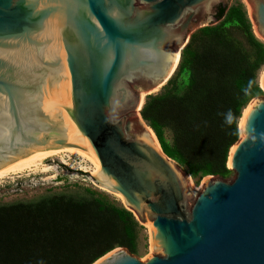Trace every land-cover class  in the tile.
I'll use <instances>...</instances> for the list:
<instances>
[{"label":"water","instance_id":"95a60500","mask_svg":"<svg viewBox=\"0 0 264 264\" xmlns=\"http://www.w3.org/2000/svg\"><path fill=\"white\" fill-rule=\"evenodd\" d=\"M248 2L264 40V0ZM220 7L223 0H0V170L56 150L86 152L92 179L150 229L145 258L118 248L93 264H264V98L250 101L238 127L232 179L207 176L197 188L140 116L175 73L190 30L218 22Z\"/></svg>","mask_w":264,"mask_h":264},{"label":"trees","instance_id":"16d2710c","mask_svg":"<svg viewBox=\"0 0 264 264\" xmlns=\"http://www.w3.org/2000/svg\"><path fill=\"white\" fill-rule=\"evenodd\" d=\"M217 21L190 39L173 77L159 94L146 97L140 111L163 154L197 179L229 178L238 121L262 95L264 43L246 13L220 7ZM141 229L130 212L89 190L2 205L0 264H93L114 250L110 241L118 235L116 245L138 257Z\"/></svg>","mask_w":264,"mask_h":264},{"label":"rangeland","instance_id":"374dc122","mask_svg":"<svg viewBox=\"0 0 264 264\" xmlns=\"http://www.w3.org/2000/svg\"><path fill=\"white\" fill-rule=\"evenodd\" d=\"M223 5L225 6V8H227V10H229L232 7H235L239 10L244 11L246 13L247 18L249 16L251 9V4L248 2V0H223ZM217 23L218 22L210 23L208 21H205L193 27L188 34V38H187L188 40L186 42V46L188 45L190 39L193 36L197 35L201 30H203L206 27L215 26ZM252 31H254L253 28ZM253 34L255 35L256 38H258L255 32ZM198 39L195 40L194 42L195 45L196 44L199 45ZM259 40L262 43H264V40L261 39ZM263 73H264V67L260 70L258 74V80L260 79V76ZM173 75L169 78V80L173 77ZM169 80L164 82L163 85L156 92H153L152 95L159 94L162 88L167 84ZM258 97L264 98V91H262V95ZM249 105L250 103L247 106ZM64 161H66L67 163ZM68 164H73V166ZM177 165L182 172L186 173V170L183 166L179 164ZM42 166L43 168L32 174L26 173L22 175L20 174L17 176H10L1 179L0 206L13 204V203H20V202H31L38 200L40 198H44L48 196H58L63 194L80 193L85 195V190H89L95 193L96 196L101 198L105 203L118 208H124L122 198L118 194L100 186L92 179V176L89 175L92 172V167H93V165L90 162L83 161L78 156L66 154L65 157L64 155L46 157L42 161ZM205 178L206 177L202 179L192 178L190 175L186 173V179L195 188H197ZM231 179H232V172L227 180H231ZM139 225L142 227V229L139 230L138 232L136 243L139 252L137 258L141 260L152 253L150 248L151 233H150V229L146 224L139 223ZM121 240L122 239L119 235L118 237H112L110 243L115 244L114 250L118 248H122L116 245L118 242H121Z\"/></svg>","mask_w":264,"mask_h":264},{"label":"bare ground","instance_id":"6f19581e","mask_svg":"<svg viewBox=\"0 0 264 264\" xmlns=\"http://www.w3.org/2000/svg\"><path fill=\"white\" fill-rule=\"evenodd\" d=\"M251 12L252 10L250 9V13H249V17L251 15ZM254 29V32L255 34L257 35L256 31H255V28L253 27ZM258 37V35H257ZM259 38V37H258ZM260 39V38H259ZM179 60V53L176 52L175 56H174V64H173V67H172V70L171 72L174 71L175 69V66L177 64ZM264 78V73L260 76V83L262 82ZM162 86V84H160L157 88H155L154 90H152L151 92H156L160 87ZM142 97V101H143V97H144V94L141 95ZM251 105V103H250ZM249 106H247L243 112H242V115L239 119V124H238V127H239V130L241 129L242 127V124H243V121H244V118L246 116V113H247V109H249ZM149 130V129H148ZM151 135L153 136V132L150 131ZM154 137V136H153ZM155 139V137H154ZM232 149L230 150V153L232 152ZM66 154H71V155H75V156H78L81 160L83 161H88L90 162L92 165H93V159L89 156L88 153L86 152H83V151H79V150H76V149H65V150H56V151H53V152H50L48 154H45L43 156H40V157H37V158H34V159H30V160H18L4 168H2L0 170V180L3 179V178H6V177H10V176H17V175H22V174H32V173H35L37 171H39L41 168H43L42 166V161L43 159H45L46 157H49V156H63L65 157ZM68 159V158H67ZM62 160V159H61ZM66 162V161H64ZM67 163V162H66ZM68 165H71L73 166V164H68ZM76 165V164H75ZM80 165V164H79ZM78 165V167H79ZM92 170H93V167H92ZM121 197V196H120ZM123 202V201H122Z\"/></svg>","mask_w":264,"mask_h":264}]
</instances>
